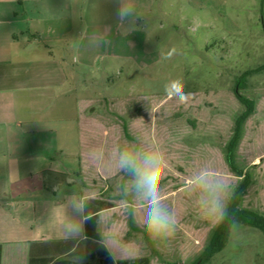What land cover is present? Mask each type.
Masks as SVG:
<instances>
[{
	"label": "rangeland",
	"instance_id": "1",
	"mask_svg": "<svg viewBox=\"0 0 264 264\" xmlns=\"http://www.w3.org/2000/svg\"><path fill=\"white\" fill-rule=\"evenodd\" d=\"M153 12L144 23L151 35L145 52L130 47V57L104 69L105 56L114 48L127 51L128 40L96 46L93 79L70 65L72 111L66 124L83 147H77L76 167L68 160L55 163L74 168L72 190L81 199L114 206L102 213L100 234L115 260L196 264L220 222V213L210 211L212 202L219 198L226 213L241 182L226 155L245 110L236 93L240 80L241 94L255 104L235 149L237 168L251 175L241 207L264 215V0H156ZM69 59L72 64V52ZM173 81L182 85L183 101L166 94L165 85ZM124 153L141 167L145 157L163 156L155 201L138 192L134 176L121 168ZM152 203L168 218L164 238L149 234ZM72 204L80 206L78 199ZM34 208L32 216L18 219L26 234L31 226L42 235L52 218ZM70 217L74 233L75 208ZM60 230L55 237L68 231ZM52 258L102 264L62 253ZM211 264H264V234L235 224L227 247Z\"/></svg>",
	"mask_w": 264,
	"mask_h": 264
},
{
	"label": "crops",
	"instance_id": "2",
	"mask_svg": "<svg viewBox=\"0 0 264 264\" xmlns=\"http://www.w3.org/2000/svg\"><path fill=\"white\" fill-rule=\"evenodd\" d=\"M131 2L138 18L124 35L116 15L119 0H0L1 264H29L32 243L86 240L83 205L91 198L81 199L79 192H73L70 176L74 168L55 163L68 160L76 167L77 147H83L81 138L75 136L73 141L71 125L66 124L72 111L67 91L72 82L70 65L86 78H95L92 72L100 53L96 42L103 36L113 42L128 40L127 51L114 48L105 56L104 69L115 66L114 59L130 57L131 50L146 51L151 35L144 23L154 18L156 0ZM73 199L80 206L74 207ZM33 205L36 212L42 207L41 214L52 218L42 235L31 226L30 235L26 234L18 219L32 216ZM73 207L78 217L74 233ZM104 211L99 213L100 233ZM57 228L68 231L55 237L62 234Z\"/></svg>",
	"mask_w": 264,
	"mask_h": 264
},
{
	"label": "trees",
	"instance_id": "3",
	"mask_svg": "<svg viewBox=\"0 0 264 264\" xmlns=\"http://www.w3.org/2000/svg\"><path fill=\"white\" fill-rule=\"evenodd\" d=\"M241 82L242 80H240L236 93L237 98L245 107V110L236 120L233 138L226 150L227 160L237 172V176L241 178V182L228 203L226 214H229V219H224L222 223L220 220L196 264H211L212 259L227 247L233 229L231 226L232 219L235 220V224L239 223L253 227L264 234V215L241 207L242 199L251 185V175L237 168L235 163V149L242 135L243 124L253 114L255 105L252 100L241 94L239 90L241 89ZM124 131L128 135L126 123H124ZM113 207L112 204H108L102 199H89L85 201L83 209L86 240L84 242L64 240L32 243L29 251V264H81L76 261L73 262L64 259L54 262L52 256L57 255V253L67 254L70 257H85L90 260H99L102 264H151L149 258L115 260L111 255L99 232V213L112 209ZM2 253L3 247L0 245V264L2 263Z\"/></svg>",
	"mask_w": 264,
	"mask_h": 264
},
{
	"label": "clouds",
	"instance_id": "4",
	"mask_svg": "<svg viewBox=\"0 0 264 264\" xmlns=\"http://www.w3.org/2000/svg\"><path fill=\"white\" fill-rule=\"evenodd\" d=\"M117 21L124 30H130L134 26H131V22L138 18L136 8L131 0H119V6L117 9ZM111 41L103 36L102 40L96 43V46L108 45ZM172 53H169L168 58H171ZM165 92L169 96H176L181 101L185 99L183 88L180 82L173 81L168 85H165ZM162 155H149L145 157L143 166L141 167L136 159L129 153H124L121 156V168L127 170L135 178V188L138 192L143 193L147 198L155 201L157 188L160 179V162L162 161ZM212 213H220L221 223L224 219H229V214L223 211V205L219 198H216L212 202L210 209ZM231 226L235 227V220H231ZM169 227V221L167 216L163 213L160 207L152 203L148 213V230L151 237L164 238Z\"/></svg>",
	"mask_w": 264,
	"mask_h": 264
}]
</instances>
